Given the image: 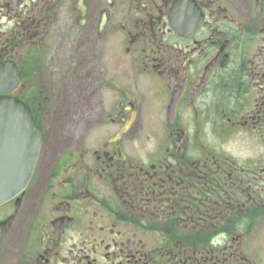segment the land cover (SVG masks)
<instances>
[{
    "label": "flooded vegetation",
    "instance_id": "1",
    "mask_svg": "<svg viewBox=\"0 0 264 264\" xmlns=\"http://www.w3.org/2000/svg\"><path fill=\"white\" fill-rule=\"evenodd\" d=\"M0 96L42 136L0 264H264V0H0Z\"/></svg>",
    "mask_w": 264,
    "mask_h": 264
},
{
    "label": "water",
    "instance_id": "2",
    "mask_svg": "<svg viewBox=\"0 0 264 264\" xmlns=\"http://www.w3.org/2000/svg\"><path fill=\"white\" fill-rule=\"evenodd\" d=\"M41 143L30 109L18 99L0 97V205L29 185Z\"/></svg>",
    "mask_w": 264,
    "mask_h": 264
}]
</instances>
